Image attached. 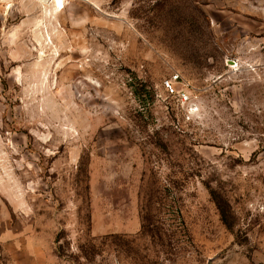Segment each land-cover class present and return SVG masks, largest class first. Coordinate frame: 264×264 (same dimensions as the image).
<instances>
[{
	"label": "rangeland",
	"instance_id": "1",
	"mask_svg": "<svg viewBox=\"0 0 264 264\" xmlns=\"http://www.w3.org/2000/svg\"><path fill=\"white\" fill-rule=\"evenodd\" d=\"M63 2L0 8V264H264V0Z\"/></svg>",
	"mask_w": 264,
	"mask_h": 264
},
{
	"label": "built area",
	"instance_id": "2",
	"mask_svg": "<svg viewBox=\"0 0 264 264\" xmlns=\"http://www.w3.org/2000/svg\"><path fill=\"white\" fill-rule=\"evenodd\" d=\"M29 0H0V8L13 10L19 7L21 4ZM43 4H48L50 0H36ZM180 80L179 74H174L171 77L167 78L163 82V87L169 95H177L179 100L183 103H186L190 100L188 92L186 89H178L177 82Z\"/></svg>",
	"mask_w": 264,
	"mask_h": 264
},
{
	"label": "bare ground",
	"instance_id": "3",
	"mask_svg": "<svg viewBox=\"0 0 264 264\" xmlns=\"http://www.w3.org/2000/svg\"><path fill=\"white\" fill-rule=\"evenodd\" d=\"M55 2L57 3V5H59V7H63V0H55Z\"/></svg>",
	"mask_w": 264,
	"mask_h": 264
},
{
	"label": "crops",
	"instance_id": "4",
	"mask_svg": "<svg viewBox=\"0 0 264 264\" xmlns=\"http://www.w3.org/2000/svg\"><path fill=\"white\" fill-rule=\"evenodd\" d=\"M15 264H23L22 260L14 259Z\"/></svg>",
	"mask_w": 264,
	"mask_h": 264
},
{
	"label": "trees",
	"instance_id": "5",
	"mask_svg": "<svg viewBox=\"0 0 264 264\" xmlns=\"http://www.w3.org/2000/svg\"><path fill=\"white\" fill-rule=\"evenodd\" d=\"M221 213H222V216H223V211Z\"/></svg>",
	"mask_w": 264,
	"mask_h": 264
}]
</instances>
